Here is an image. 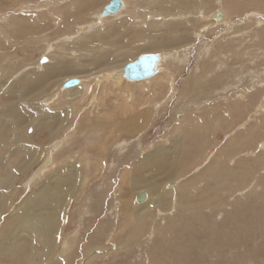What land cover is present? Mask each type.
<instances>
[{"label": "rangeland", "instance_id": "obj_1", "mask_svg": "<svg viewBox=\"0 0 264 264\" xmlns=\"http://www.w3.org/2000/svg\"><path fill=\"white\" fill-rule=\"evenodd\" d=\"M110 1L0 0V225L48 186L68 207L64 264H264V0H206L199 17L195 0H124L97 22ZM143 53L163 56L150 82L111 77ZM26 234L0 264H38Z\"/></svg>", "mask_w": 264, "mask_h": 264}, {"label": "bare ground", "instance_id": "obj_2", "mask_svg": "<svg viewBox=\"0 0 264 264\" xmlns=\"http://www.w3.org/2000/svg\"><path fill=\"white\" fill-rule=\"evenodd\" d=\"M112 1V0H111ZM110 1V2H111ZM122 1V3H123V6H122V8L119 10V11H121V10H123V8H125V1L124 0H121ZM216 1H218V0H216ZM45 2V1H44ZM56 2V0H54V3ZM59 2V1H58ZM109 2V3H110ZM195 2H196V7H198L199 9V11H198V14H197V17H199V16H203V12H204V10L205 9H203L204 7H205V5H207V2H206V0H195ZM57 3V2H56ZM108 3V4H109ZM42 4V3H41ZM40 4V5H41ZM45 4V3H44ZM46 5V4H45ZM54 5V4H53ZM42 6V5H41ZM195 7V8H196ZM105 8V7H104ZM104 8H103V10H104ZM197 9V8H196ZM103 10H102V12H103ZM126 10V9H125ZM118 11V12H119ZM118 12H116V13H114V14H103V13H101L100 14V16L98 15V14H96L97 16H99V18H98V20H97V22H99V21H101V18H104V17H106V16H114L115 14L116 15H118ZM259 12H261V11H259ZM120 13V12H119ZM180 14H184V15H181V16H178V18H180V19H187V16L190 14V13H193V12H191V11H184V12H179ZM227 14V13H226ZM149 15V14H148ZM196 15V14H195ZM215 15V14H214ZM126 16V15H125ZM172 16H174V15H172ZM218 17H220V19L222 18V17H225L226 15H225V13L223 14V12H219L218 13V15H217ZM96 17V16H95ZM156 17H158V16H156V15H151V17L149 18V19H153V18H156ZM164 19H170L171 20V16H162ZM176 17V16H175ZM175 17H173V19L175 18ZM216 17V16H215ZM227 17V16H226ZM97 18V17H96ZM110 18V17H109ZM216 19V18H215ZM103 20V19H102ZM133 20V19H132ZM138 20V19H137ZM146 20V19H145ZM177 20V19H176ZM197 20V19H196ZM222 20V19H221ZM81 21V20H80ZM126 21V20H125ZM147 21V20H146ZM83 22V21H82ZM125 23V22H124ZM127 23H129V22H126L125 24H127ZM82 24V23H81ZM98 24V23H97ZM131 24V23H130ZM214 24V23H213ZM218 24V23H217ZM132 25V24H131ZM88 26L89 27H92L93 26V24H88ZM122 28V27H121ZM131 28H132V26H131ZM128 29H130L129 28V26H128V24H127V26H125L124 27V29H120V34L116 37V39L115 40H120L123 36H122V33H124L126 30H128ZM89 33V32H88ZM202 33V32H201ZM90 34V33H89ZM76 35H78V34H76ZM90 36V35H89ZM133 36L135 37V39L136 38H142L143 37V32H142V30L141 31H135L134 33H133ZM69 38V37H68ZM72 38V37H71ZM90 39V38H89ZM168 41L170 42V41H175V39L173 38V37H168ZM118 44V42L117 41H115V42H112V43H110L108 46H110V45H112V46H115V45H117ZM85 49V48H84ZM144 54V53H143ZM160 55V54H159ZM108 56V55H107ZM140 56V55H139ZM106 57V56H105ZM109 57V56H108ZM108 57H106L107 59H108ZM112 57V56H111ZM138 56H136L134 59H132V60H130L129 62H131V61H134L136 58H137ZM102 58V57H101ZM160 61L162 62V60H163V56L162 55H160ZM103 60H106V59H104V57H103V59H102V61ZM112 60V59H111ZM110 59H108V61H111ZM107 61V62H108ZM75 62V61H74ZM77 62H79V61H77ZM105 62V61H104ZM106 63V62H105ZM113 63V62H112ZM128 63V62H127ZM41 64V63H40ZM85 64V63H84ZM103 65V64H102ZM126 65V64H125ZM124 65V66H125ZM159 65H160V62L158 63V70H159ZM99 66V65H98ZM123 66V67H124ZM123 67H122V69H123ZM112 68V67H111ZM110 67H107V70H112ZM122 69L121 70H119V71H117V73H115V74H112L111 75V77H113L114 79L116 78L117 79V82H119V76L120 77H122L123 78V76H122V74H123V71H122ZM103 70H105V69H103ZM103 72V71H102ZM108 74V73H107ZM110 77V78H111ZM112 78V79H113ZM72 79V78H71ZM75 79H78L79 80V84L84 80L83 78H75ZM123 79H125V78H123ZM151 79V78H150ZM167 78L165 77V76H162V83H164V81L166 80ZM69 80V79H68ZM108 80H111V79H108ZM125 80H127V79H125ZM144 81L146 80V81H148V79H143ZM67 81V80H66ZM65 81V82H66ZM114 81V80H113ZM120 81H122V80H120ZM128 81H130V80H128ZM132 82H138V81H132ZM148 82H150V81H148ZM171 83V82H170ZM63 84H64V82H63ZM63 84H62V88L63 89H67V88H64L63 87ZM78 84V85H79ZM119 84V83H118ZM128 84V83H127ZM78 85H76L77 87H78ZM172 85V84H171ZM170 85V86H171ZM76 86H74V87H71L70 89H72V88H77ZM131 88V87H130ZM135 88V87H134ZM137 88V87H136ZM172 88V87H171ZM83 89V88H82ZM172 90V89H171ZM147 94V93H146ZM75 95V94H74ZM131 95V94H130ZM144 96V95H143ZM74 98V97H73ZM97 98V97H96ZM129 98V97H128ZM152 99V98H151ZM125 100V99H124ZM128 100V99H127ZM132 100V99H131ZM153 100H154V98H153ZM156 100V99H155ZM148 101V100H147ZM67 102V101H66ZM150 102H152V101H150ZM132 103H134V102H132ZM146 103V102H145ZM145 103H142L141 104V107L143 106V104H145ZM149 103V102H148ZM229 103V102H228ZM232 103V102H231ZM230 103V104H231ZM235 105V104H234ZM0 106H1V103H0ZM131 105H129V107H130ZM236 106H237V104H236ZM239 108V107H238ZM262 108H264V99H263V101L261 102V104H260V106H259V109H258V111L259 110H261ZM1 109V108H0ZM86 109V108H85ZM141 109V108H140ZM207 110H209V109H207ZM212 111H214V110H212ZM233 111V110H232ZM236 111H237V109H236ZM47 112V111H46ZM59 112V111H58ZM70 112V111H69ZM228 112V111H227ZM61 113V112H60ZM63 113V112H62ZM221 113H224V112H220V114ZM231 113V112H230ZM195 114V113H194ZM201 114V113H200ZM219 113H215L214 114V116L213 117H215L216 115H218ZM219 114V115H220ZM227 114V113H226ZM48 115V114H47ZM202 115V114H201ZM200 115V116H201ZM209 117H211V114L209 115V114H207ZM53 116H55V115H53ZM137 116H138V114H137ZM191 116V115H190ZM43 117H46V114H42V115H40L39 116V118L38 119H43ZM199 117V116H198ZM204 117V116H203ZM203 117H201V118H203ZM207 117V116H206ZM184 118V117H183ZM195 118H196V116H195ZM200 118V120H202ZM227 118H229V121H227L228 122V124H229V126H228V130H226V132H228L229 130H233V128L235 127V121L233 120V118L230 116V115H228V117ZM209 119H213V118H209ZM218 119V118H217ZM195 119H193V121H194ZM198 120H199V118H198ZM197 120V121H198ZM204 120H205V118H204ZM236 120V119H235ZM181 121H182V119H181ZM208 121V120H207ZM37 122V121H36ZM40 122H44L43 120H41ZM40 122H38V124L40 123ZM200 122V121H199ZM202 122V121H201ZM101 123V122H100ZM100 123H97V124H100ZM185 123H187V122H185ZM201 124V123H200ZM206 124V123H205ZM219 123H217V125H218ZM195 125V124H194ZM193 125V126H194ZM192 126V125H191ZM221 126L223 127V125L221 124ZM105 127V126H104ZM107 127V126H106ZM177 127V126H176ZM75 128V127H74ZM221 129V128H220ZM224 129H227V128H224ZM223 129V130H224ZM73 130V129H72ZM52 131V130H51ZM55 131V130H54ZM181 131V130H180ZM208 131H210V130H208ZM250 131H251V129H250ZM250 131H249V133H250ZM225 132V133H226ZM49 133H51L52 134V132H49ZM59 133V132H58ZM76 133V132H75ZM249 133L247 134V135H249ZM54 134V133H53ZM52 134V135H53ZM50 135V134H49ZM177 135V134H176ZM212 135H214V134H212ZM212 135H210L211 136V138L210 137H208V139H207V143L209 142V139H211L212 140V137L214 138V136H212ZM54 136V135H53ZM52 136V137H53ZM74 136V135H73ZM238 137H243V138H245V134H242V133H240V134H238L237 135ZM228 138V137H227ZM218 139V138H217ZM214 140V139H213ZM212 140V141H213ZM233 141H235V140H233ZM124 142L125 141H123V144H124ZM215 142H217V141H215ZM231 142V140H228L227 142H226V144L225 145H227V144H229ZM213 142H211V144H212ZM210 144V145H211ZM224 145V146H225ZM204 146V145H203ZM207 146V145H206ZM206 146H205V148H206ZM262 146H263V144H262ZM208 147V146H207ZM210 147V146H209ZM23 148H25V149H27V150H29V148L28 147H23ZM234 148V147H233ZM207 149V148H206ZM36 151V150H35ZM157 151H153L152 152V154H155ZM36 153V152H35ZM150 154H151V152H150ZM33 162V161H32ZM29 164H30V162H29ZM2 165V164H1ZM6 166L5 167H7V163L5 164ZM4 166V165H3ZM29 166V165H28ZM1 167V166H0ZM208 167V166H207ZM25 168H26V166H25ZM27 168H29V167H27ZM48 169V166H46V167H44V168H42L41 169V171L39 172V173H37V175H36V177L35 178H39L42 174H44L45 173V171ZM24 170V169H23ZM26 170V169H25ZM19 171V170H18ZM22 171V170H21ZM73 174V173H72ZM74 175H72V177H73ZM69 179H71V178H69ZM57 180H59V179H57ZM64 180H65V178H64ZM72 180V179H71ZM68 181V180H67ZM70 181V180H69ZM38 182L40 183V181L38 180ZM136 185H138V182H136V181H133ZM8 182H6L5 184H7ZM10 183V182H9ZM36 183V182H35ZM57 183H58V181H57ZM60 183V182H59ZM62 183V182H61ZM186 184V183H185ZM55 186V185H54ZM32 187H33V185H32ZM65 187V186H64ZM6 189H7V187H5ZM9 188V187H8ZM53 188L51 187H48V186H45V187H43L42 189H41V191L39 192V194L37 195L36 194V196H34V197H32V198H28V200L23 204L24 206H23V209L20 211V214L18 215V216H13V215H11L7 220H6V222L5 223H3V224H1L0 225V233L1 232H4V231H7V234L9 235V237H11V239L10 240H8V239H4V240H2V239H0V246L1 247H3V249L4 250H6L7 248H9L8 246L13 242V237H12V233L14 232V229H16L17 231H19L20 233H24L25 232V230H27V237H36V238H39V240H40V238H43V247L41 248V250L39 249V252H36V244H37V242L39 241H34L35 242V244L33 245L34 246V249H35V253L38 255V257H39V262H38V264H64V259H61V258H58V257H54V251H55V248H56V246L58 245V242H59V238H60V236H61V234H62V231H61V229H62V224H63V222H65V221H67L66 219H67V216H66V212H67V205H65L64 204V195L62 194V193H59V190H58V192L57 191H55V190H52ZM58 189H59V185H58ZM63 189V188H62ZM66 189H68V188H66ZM65 189V190H66ZM163 189V188H162ZM8 190V189H7ZM61 190V189H60ZM64 190V189H63ZM69 190V189H68ZM73 190V189H72ZM71 190V191H72ZM74 191V190H73ZM143 192H145V191H143ZM70 193V192H69ZM140 193V192H139ZM146 194H147V198H149V194L147 193V192H145ZM153 194L152 195H156V197L158 196L159 197V195H160V193L158 192L157 193V191H154V192H152ZM138 194V193H137ZM136 194V195H137ZM5 193H3V192H1L0 191V215H1V213H3L5 210H6V208L8 207V205H10L9 203H11V199H9L10 198V196H8L9 198H6L5 196ZM7 196V195H6ZM33 196V195H32ZM162 196V195H161ZM12 198V197H11ZM135 199H136V196H135ZM148 200V199H147ZM147 200H145V201H143V202H141L142 204H140L141 206H143V205H145V204H147L148 203V201ZM137 201V200H136ZM138 203V202H137ZM129 216V215H128ZM139 218V217H138ZM1 219V218H0ZM2 220V219H1ZM0 220V221H1ZM24 231V232H23ZM31 239V238H30ZM29 239V240H30ZM33 240L34 239H32V243H33ZM40 244H41V242H39ZM31 246V245H30ZM37 246H39V245H37ZM24 248V247H23ZM26 248H27V246H26ZM30 248V247H29ZM1 249V248H0ZM10 249V248H9ZM31 249H30V254H31ZM38 251V250H37ZM34 252H32V253H34ZM22 253H23V251H22ZM32 255V254H31ZM57 256V255H56ZM23 260V259H22ZM33 260V259H32ZM26 263H27V261H25ZM32 262V261H31ZM29 264H31V263H29ZM36 264V263H35Z\"/></svg>", "mask_w": 264, "mask_h": 264}, {"label": "water", "instance_id": "obj_3", "mask_svg": "<svg viewBox=\"0 0 264 264\" xmlns=\"http://www.w3.org/2000/svg\"><path fill=\"white\" fill-rule=\"evenodd\" d=\"M123 6L121 0H112L107 4L103 10V14H114L118 12ZM160 55L156 53H145L138 56L134 61L128 62L122 69L123 78L130 81H140L150 78L158 72V63L160 62ZM41 63L47 61V57L40 59ZM79 84V80L72 78L64 82V88H71ZM136 200L141 203L147 200V194L140 192L136 195Z\"/></svg>", "mask_w": 264, "mask_h": 264}, {"label": "crops", "instance_id": "obj_4", "mask_svg": "<svg viewBox=\"0 0 264 264\" xmlns=\"http://www.w3.org/2000/svg\"><path fill=\"white\" fill-rule=\"evenodd\" d=\"M25 91V90H24ZM2 106V105H1ZM1 106H0V108H1Z\"/></svg>", "mask_w": 264, "mask_h": 264}]
</instances>
